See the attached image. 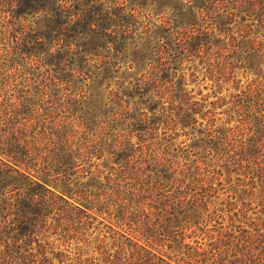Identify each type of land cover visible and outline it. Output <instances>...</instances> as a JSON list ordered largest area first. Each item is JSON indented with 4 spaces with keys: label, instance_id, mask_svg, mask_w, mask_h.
I'll return each instance as SVG.
<instances>
[{
    "label": "trees",
    "instance_id": "trees-1",
    "mask_svg": "<svg viewBox=\"0 0 264 264\" xmlns=\"http://www.w3.org/2000/svg\"><path fill=\"white\" fill-rule=\"evenodd\" d=\"M182 1L161 3L154 30L137 1L129 29L120 0H0V60L42 101L22 117L0 83V264H173L163 247L175 264H264V219L225 225L213 187L191 180L206 163L177 160L230 151L264 177V0ZM196 60L237 91L240 126L216 127L224 97L207 109L184 89Z\"/></svg>",
    "mask_w": 264,
    "mask_h": 264
},
{
    "label": "rangeland",
    "instance_id": "rangeland-1",
    "mask_svg": "<svg viewBox=\"0 0 264 264\" xmlns=\"http://www.w3.org/2000/svg\"><path fill=\"white\" fill-rule=\"evenodd\" d=\"M105 1L109 2L115 0ZM136 1L137 3H142L145 7L140 10L142 12L140 21L142 23H147L145 17L151 14V23L155 25L154 30H157V28L161 25L160 17L165 13L161 3L168 0H120L123 9L127 12L126 14L129 15L126 21L121 22V25H127L129 29L130 9L134 6ZM177 1L180 5L184 3L182 0ZM137 34L142 36L141 30H139ZM129 61H124L122 63L123 69L126 68V64ZM24 66V70L27 71L29 69V65L24 64ZM0 71L5 72L4 79H0V83L5 84L6 87V105H10L13 101H18L21 98L20 100L24 101V107L19 109V113L22 117H27L29 115V110H27V105L29 104L25 102H35L42 105L39 84L37 82L28 81L27 78H25L26 76H20L15 80L11 77L13 72L9 70V66L4 65L3 60H0ZM122 72L123 71H121L116 77L122 76ZM128 73L130 74V71H128ZM179 75L183 77V82L187 84L184 86V89L187 91L193 90L192 95L195 97V100L200 103H205L207 105V109L212 107L211 103L216 102L220 97H224V104L222 106H218L216 110V127L220 128L223 133H227L230 129L240 126L239 114L231 110V105L228 104L230 96L237 93L232 85H223L221 90L215 87L214 82L208 78L206 65L202 64L199 60H196L194 64L184 61L179 68ZM236 75L237 79L240 81L239 91L246 90V87L253 75L248 73V71H245L243 65H240L237 68ZM115 80H119V78H116ZM114 87V85L111 86V88ZM29 89H35L34 91H36L31 98L26 97V91ZM41 114H44V112ZM41 122L42 119H40V125L42 124ZM121 129L124 131L128 130L126 126ZM181 141H186L185 144L180 146L182 150L185 149L187 145L192 143L191 140H188V137H181L179 140L174 142V144L179 146ZM256 152L259 158L264 159L263 152H260L257 148ZM231 158L236 161H239L240 159L238 155H235L234 152L230 151H217L214 157L206 155H204V157L202 155L193 156V153L191 152L181 151L178 153L177 160L180 163H188L195 160L204 161L206 165L203 166L205 169H203L201 173L197 171L195 166L192 167L191 180L194 184L198 183L200 180H204L203 183H205V187H213L215 195L210 199L206 197V200L211 203V209L215 208L223 215L225 225H228L229 220L233 219L236 221V225H243L247 228L248 223L244 224V214L245 217L253 220L258 218L261 220L264 219V216L260 212L264 207V177L260 175L259 167L255 161H253V158L251 159L248 168H243L239 163L231 160ZM195 179L196 181H194ZM207 193L209 194L208 191L205 194ZM158 250L165 256L166 259L170 258L173 264H175L177 261L175 256L178 254L176 250H169L167 247L158 248ZM183 251L184 250H182V252Z\"/></svg>",
    "mask_w": 264,
    "mask_h": 264
}]
</instances>
